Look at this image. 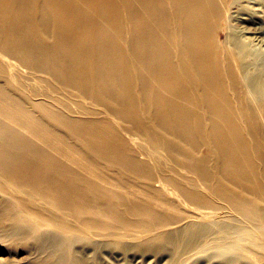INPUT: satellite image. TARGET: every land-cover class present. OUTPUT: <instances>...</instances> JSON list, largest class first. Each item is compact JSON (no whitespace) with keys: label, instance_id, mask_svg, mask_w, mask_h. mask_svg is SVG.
Instances as JSON below:
<instances>
[{"label":"bare ground","instance_id":"bare-ground-1","mask_svg":"<svg viewBox=\"0 0 264 264\" xmlns=\"http://www.w3.org/2000/svg\"><path fill=\"white\" fill-rule=\"evenodd\" d=\"M0 193L39 264L264 250V0H0Z\"/></svg>","mask_w":264,"mask_h":264},{"label":"rangeland","instance_id":"rangeland-1","mask_svg":"<svg viewBox=\"0 0 264 264\" xmlns=\"http://www.w3.org/2000/svg\"><path fill=\"white\" fill-rule=\"evenodd\" d=\"M5 193H0V200L3 198V196H6ZM19 197L27 198L21 194H19ZM30 201H32L35 206L40 207L39 202L33 200ZM216 213L217 214L212 217L211 220L214 222H220V214L219 212ZM208 220H210V218H208ZM11 230L10 221L7 220V222H0V264H39L38 260L43 258V254H39L35 250V242L29 238L25 240L18 238L17 240L10 235L9 232ZM83 232L89 234L90 236L87 234L82 235L85 237V242H87L86 249L81 251L82 253H86L85 251L89 248L91 249L92 247H102L104 250H106V252L101 250L94 252L91 255L89 254L90 256L88 260L91 264H173L175 261H178L180 264H224L223 259L216 257L209 258V254L213 252L219 254L223 251V249L219 248V245L217 248L216 246H211V253L193 259L181 257L177 260L176 256L169 254L171 253L169 251H167L168 253L164 252V254L160 256L154 254H150L148 256L134 254L123 255L127 252L126 249H132L131 247L141 243L142 239L139 238V235L136 234V236L132 238H121L120 236L116 237V239H113L95 236L90 230L89 232L83 230ZM106 243H110L111 246L106 245ZM99 244L103 245L100 246ZM111 247L115 249L110 250ZM252 248L253 250H245L240 256H237V258H235L237 262H233V264H264V250L256 244L252 246ZM131 252L132 251H128V253ZM220 257H224V255L221 254ZM229 262V264H232L231 260Z\"/></svg>","mask_w":264,"mask_h":264}]
</instances>
